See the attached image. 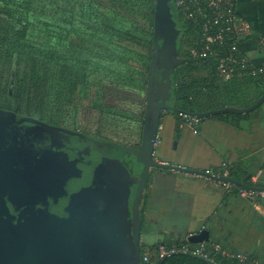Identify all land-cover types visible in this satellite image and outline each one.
Returning <instances> with one entry per match:
<instances>
[{
	"label": "water",
	"instance_id": "water-1",
	"mask_svg": "<svg viewBox=\"0 0 264 264\" xmlns=\"http://www.w3.org/2000/svg\"><path fill=\"white\" fill-rule=\"evenodd\" d=\"M173 8V0H155L153 51L148 86L140 91L145 107L136 146L0 107V264H147L142 262L144 205L155 175L201 176L254 193L247 196L251 202L264 197L262 185L207 172L187 163L183 151L168 150L169 120L176 126L173 137H184L189 127L179 129L180 113L203 122L218 114H246L264 103L263 95L247 108L205 113L186 112L172 103L181 36ZM211 239L207 228L187 236L193 244ZM178 253L151 264H163Z\"/></svg>",
	"mask_w": 264,
	"mask_h": 264
},
{
	"label": "trees",
	"instance_id": "trees-1",
	"mask_svg": "<svg viewBox=\"0 0 264 264\" xmlns=\"http://www.w3.org/2000/svg\"><path fill=\"white\" fill-rule=\"evenodd\" d=\"M154 10L155 0H65L64 4L60 0H0V107L80 131L73 110L85 101L91 104L90 112L99 113L116 110L112 104H134L136 118H143L145 98H140V91L148 86ZM173 12L183 26L170 91L173 104L186 112L205 113L240 106L251 88L259 91L257 100L264 95L263 74L223 83L212 63L195 59L191 49L200 39L199 26L185 20L175 4ZM75 40L80 54L72 51ZM122 42L137 44L142 51ZM119 48L140 56L135 69L140 78L134 77L136 73L124 74L120 78L126 77L125 84L118 83L139 90L136 98L112 85L116 72L109 63L127 59L118 53ZM75 68L80 72L74 75ZM232 114L214 118L232 120ZM242 182L255 185L251 180ZM211 258L218 264H243L214 250ZM163 264L208 263L178 253Z\"/></svg>",
	"mask_w": 264,
	"mask_h": 264
},
{
	"label": "crops",
	"instance_id": "crops-1",
	"mask_svg": "<svg viewBox=\"0 0 264 264\" xmlns=\"http://www.w3.org/2000/svg\"><path fill=\"white\" fill-rule=\"evenodd\" d=\"M236 9L254 32V37L242 44V51L254 61L253 65H262L264 0H236ZM245 76L252 75L246 73L234 79ZM258 92L254 88L247 91L237 108L256 103ZM232 115V120L212 116L200 122L194 127L198 134L189 126L184 137H173L176 126L169 120L170 125L162 126L169 133L168 150L183 151L187 163L213 174L220 173L223 163H227L229 175L232 172L241 181L255 178V185L264 186V103L252 112ZM177 119L182 131L186 124L180 116ZM233 186L190 174L155 175L144 205L142 248L187 243L189 234L207 228L212 241L245 254L253 263L264 264V197L251 202Z\"/></svg>",
	"mask_w": 264,
	"mask_h": 264
},
{
	"label": "built area",
	"instance_id": "built-area-1",
	"mask_svg": "<svg viewBox=\"0 0 264 264\" xmlns=\"http://www.w3.org/2000/svg\"><path fill=\"white\" fill-rule=\"evenodd\" d=\"M177 10L184 19L197 24L200 39L191 49V55L198 60L208 61L215 66V74L228 81L249 73L264 75V64L255 66L254 61L244 55L242 44L254 37L250 22L236 9V0H174ZM264 44V41H262ZM184 124L197 127L201 119L180 113ZM158 139L155 142L157 145ZM220 176H229L228 164L223 163ZM252 184H256L255 178ZM254 193L240 189L242 196H254ZM203 242L191 247L188 243L167 246L161 244L153 249H143L142 262L151 264L169 253H189L211 258V251L221 254L229 260L237 259L243 264L253 263L245 254L230 252L217 243Z\"/></svg>",
	"mask_w": 264,
	"mask_h": 264
},
{
	"label": "rangeland",
	"instance_id": "rangeland-1",
	"mask_svg": "<svg viewBox=\"0 0 264 264\" xmlns=\"http://www.w3.org/2000/svg\"><path fill=\"white\" fill-rule=\"evenodd\" d=\"M60 3L64 4L65 0H60ZM180 28L183 29V26L180 25ZM75 42L76 43L72 45V51L75 54H80L81 48L77 45L78 40H75ZM122 44L127 45L128 47H132L135 50H138L137 52L142 51V48L137 44H132L129 42H122ZM117 51L119 54L123 55V58L127 59H122L124 60L123 62H119L116 64L112 62L109 63V66H111L116 72V76H112V79H114L115 83L117 84H125L124 82L127 80L125 79L126 77L120 78V76H123L124 74L134 75L136 73L135 69L138 67L137 61L139 62L140 56L130 54L129 51H125L121 48H119ZM128 58H131L133 60L129 61ZM79 72L80 71L75 68L74 75ZM134 77L140 78L139 74L137 73ZM122 89L124 90L123 93H126L125 91H128V94H130L132 98L137 97L135 94L138 92L125 88ZM140 98L142 99L144 98V96H142L141 94ZM86 103L87 101H85L84 104H76L73 110L75 116H77V121L80 127H82L81 131L93 135H99L101 137L116 142H121L130 145L134 143L138 144L142 132L143 118H136L134 104H127L124 102V99H122V103L125 104H112V106L115 107L116 110L113 109L104 113H99L96 111L90 112L89 108H91V104ZM21 113L25 114L24 111ZM115 154L118 156L122 155V153L118 152H116Z\"/></svg>",
	"mask_w": 264,
	"mask_h": 264
},
{
	"label": "flooded vegetation",
	"instance_id": "flooded-vegetation-1",
	"mask_svg": "<svg viewBox=\"0 0 264 264\" xmlns=\"http://www.w3.org/2000/svg\"><path fill=\"white\" fill-rule=\"evenodd\" d=\"M182 33V32H181ZM142 96H143V94H142ZM141 140V136H140V138H139V141ZM139 141H138V143H139ZM137 145V143L135 144H132V146H136ZM115 153H116V151H115ZM119 153V152H118ZM120 156H122V155H120ZM143 249V248H142Z\"/></svg>",
	"mask_w": 264,
	"mask_h": 264
}]
</instances>
